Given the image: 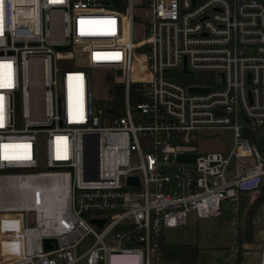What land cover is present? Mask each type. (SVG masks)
Here are the masks:
<instances>
[{"label": "built area", "instance_id": "obj_1", "mask_svg": "<svg viewBox=\"0 0 264 264\" xmlns=\"http://www.w3.org/2000/svg\"><path fill=\"white\" fill-rule=\"evenodd\" d=\"M22 4L0 5V264H162L166 230L260 190L264 0H32L29 30ZM90 70L122 88L119 116ZM220 130L227 154L184 159Z\"/></svg>", "mask_w": 264, "mask_h": 264}, {"label": "rangeland", "instance_id": "obj_2", "mask_svg": "<svg viewBox=\"0 0 264 264\" xmlns=\"http://www.w3.org/2000/svg\"><path fill=\"white\" fill-rule=\"evenodd\" d=\"M135 16L139 23L140 17L144 18L146 14L144 11L136 9ZM134 39L135 42L146 39V35L143 33V29L140 25L135 26ZM60 64L61 62L59 61L58 65L60 66ZM89 73L93 103L95 105H103L102 103L104 101L111 98V92L114 90V86H110L113 80L112 74L107 70H90ZM31 98L33 102L41 100L42 88L40 86L34 88ZM239 123L243 125L242 120H240ZM232 144L233 136L231 132L226 130H220L212 135H200L193 144L185 148V151L191 154L185 156L184 159L193 160L198 155L213 152L227 154L231 150ZM44 154V145L40 139L38 157L40 165L44 163ZM258 194L259 193L252 196H238L234 201L225 203L218 218L197 219L194 215H190L187 226L166 230L163 241L171 244L197 245L200 249L198 264H224V262L227 261L226 254L232 257L239 251L241 256L243 254L251 259L255 256V253H258V255L261 253V249H256V244H262L264 241L261 242V240H257L254 237L251 243H247L246 247H242L243 243L239 246L235 243V234L237 224L241 222L238 216L241 213L244 215V212L250 208V204L258 200ZM259 212L261 220H264V202L256 208V216ZM260 230L264 232V223L253 226L254 233ZM91 243V238L86 239L79 247L78 253L82 254ZM118 261H124V259L113 258L112 264Z\"/></svg>", "mask_w": 264, "mask_h": 264}, {"label": "trees", "instance_id": "obj_3", "mask_svg": "<svg viewBox=\"0 0 264 264\" xmlns=\"http://www.w3.org/2000/svg\"><path fill=\"white\" fill-rule=\"evenodd\" d=\"M132 99L135 103L138 101L137 97V87H132ZM104 106H109L115 109L113 115L119 116L121 114L120 107L122 104V88L120 86L114 87L111 92V98L102 103ZM119 109V110H118ZM255 137H251V142L254 143ZM256 202L250 204V208L246 210L243 215L241 213L238 216L241 222L237 224L236 227V239L235 243L238 246L244 242H251L253 234V224L252 218L256 208L260 205L261 201L264 200V183L262 184L260 190L257 192ZM239 196H250V193H242ZM200 249L195 244H171L161 241L158 254L160 256V261L162 264H198V254ZM227 261L224 264H241L242 257L240 251L232 257L226 254Z\"/></svg>", "mask_w": 264, "mask_h": 264}, {"label": "crops", "instance_id": "obj_4", "mask_svg": "<svg viewBox=\"0 0 264 264\" xmlns=\"http://www.w3.org/2000/svg\"><path fill=\"white\" fill-rule=\"evenodd\" d=\"M257 193V192H256ZM256 193H251L250 194V196H252V195H255ZM259 195V194H258ZM264 202V200L263 201H261V203H260V205L262 204ZM259 205V206H260ZM257 213V212H256ZM256 213L254 212V214H253V218H252V224H253V226L254 225H258V224H260V223H264V220H261V216L259 215L260 214V212L257 214V216H256ZM258 232V233H257ZM257 232H253V234H252V238H256L257 240H261V242L262 241H264V232L262 231V230H260V231H257ZM253 240V239H252ZM251 240V241H252ZM249 243H251V242H249ZM259 243V242H258ZM246 244H247V242H244L243 244H242V247H246ZM255 246V245H254ZM256 249H258V250H260L261 249V253H259V255H258V253H255V256L253 257V258H251V259H249L248 258V256H245V255H243L242 254V262H241V264H263V258H264V242L262 243V244H256ZM261 259V260H260Z\"/></svg>", "mask_w": 264, "mask_h": 264}, {"label": "water", "instance_id": "obj_5", "mask_svg": "<svg viewBox=\"0 0 264 264\" xmlns=\"http://www.w3.org/2000/svg\"><path fill=\"white\" fill-rule=\"evenodd\" d=\"M57 51H67L68 47H56ZM184 72L187 73L186 68L184 69ZM121 73L118 71L117 75L119 76ZM192 92H206V90L199 91L198 89H190ZM256 147L257 151L260 157H263L264 154V135L261 137H258L256 140ZM129 183L131 184L132 182L136 181L134 178H130ZM104 223V221H94L93 224H96L97 226H101ZM52 245H55V241H50V240H45L44 241V249L50 250L52 249Z\"/></svg>", "mask_w": 264, "mask_h": 264}, {"label": "bare ground", "instance_id": "obj_6", "mask_svg": "<svg viewBox=\"0 0 264 264\" xmlns=\"http://www.w3.org/2000/svg\"><path fill=\"white\" fill-rule=\"evenodd\" d=\"M19 1V0H17ZM22 2V0H21ZM25 8H29L31 7L32 5V0H23V4H22ZM23 17H24V21H23V24L22 26L25 28V30H29L30 27H31V23H30V18L32 17V11H30V8L27 9V12L23 13ZM75 103H71V105H74ZM17 148H25L24 146H20V147H17ZM25 151H20V152H16V156H19V155H23ZM6 154V153H5ZM14 154V153H13ZM7 155V154H6Z\"/></svg>", "mask_w": 264, "mask_h": 264}, {"label": "snow or ice", "instance_id": "obj_7", "mask_svg": "<svg viewBox=\"0 0 264 264\" xmlns=\"http://www.w3.org/2000/svg\"><path fill=\"white\" fill-rule=\"evenodd\" d=\"M3 4V0H0V5ZM6 86H10V85H3V84H0V87H6ZM3 97H0V100H2ZM0 111H2V109H0ZM0 126H2V115H0Z\"/></svg>", "mask_w": 264, "mask_h": 264}]
</instances>
